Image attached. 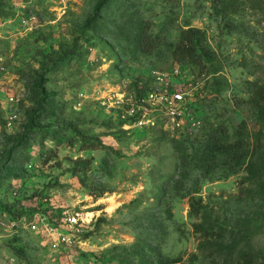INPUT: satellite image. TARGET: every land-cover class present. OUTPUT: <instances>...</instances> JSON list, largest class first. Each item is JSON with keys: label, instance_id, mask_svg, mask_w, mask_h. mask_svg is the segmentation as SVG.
<instances>
[{"label": "rangeland", "instance_id": "1", "mask_svg": "<svg viewBox=\"0 0 264 264\" xmlns=\"http://www.w3.org/2000/svg\"><path fill=\"white\" fill-rule=\"evenodd\" d=\"M253 2L0 0V264H264V5ZM187 26L205 30L213 57L174 52ZM178 68L188 94L173 120L142 98ZM216 126L232 153L182 163L179 150L191 157Z\"/></svg>", "mask_w": 264, "mask_h": 264}, {"label": "trees", "instance_id": "2", "mask_svg": "<svg viewBox=\"0 0 264 264\" xmlns=\"http://www.w3.org/2000/svg\"><path fill=\"white\" fill-rule=\"evenodd\" d=\"M254 1L255 2L253 3L254 5H256V7L263 9L264 0ZM219 2L222 4L223 9L234 12L239 9L242 0H219ZM75 48L76 45L66 51L64 57L69 56L73 51H75ZM174 52L177 55H190L192 59H199L200 61L202 56L210 55L213 57L215 53L207 43L205 30L198 26H187L181 29L179 40L176 44ZM260 91H264V83L260 87ZM76 127L78 126L75 125V128ZM78 132L81 133L84 140L89 139L88 136L83 134L81 130H78ZM202 134L203 135L198 139V148L197 150H195L194 155L190 157L189 155H185L181 150H179V155L182 163H192L194 167H202L203 163L210 167L211 164H215L219 159V154L227 152L232 144H234V142H231V140H229L230 134L228 133L226 128H219L216 126L209 131L203 132ZM91 143L95 144V142ZM232 151L233 150H229L230 154L232 153ZM190 204L192 210L195 212H199L203 207L201 200L194 197H191ZM195 226L196 229L199 230L202 234L201 244L209 243L210 245V243H212V240L209 241V236L212 233V226L206 224V219L202 220L199 223H196ZM254 247L251 246L248 251L244 252L241 256V259H244L247 254H250L251 250L256 252L260 250V248Z\"/></svg>", "mask_w": 264, "mask_h": 264}, {"label": "built area", "instance_id": "3", "mask_svg": "<svg viewBox=\"0 0 264 264\" xmlns=\"http://www.w3.org/2000/svg\"><path fill=\"white\" fill-rule=\"evenodd\" d=\"M180 70L175 69L173 74L170 75L168 72H157L155 76V85L148 90L147 98H142V105H145L146 99L153 104H159V102H166V109L164 112L165 116L173 117V120H176L177 115L183 113L184 104L187 102L188 88L185 87L186 82H174L173 77L176 74H180ZM191 83V82H190ZM144 107V106H143ZM195 125L199 123V120H193ZM180 124V122H178ZM76 220V216L72 217Z\"/></svg>", "mask_w": 264, "mask_h": 264}]
</instances>
